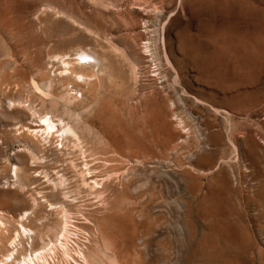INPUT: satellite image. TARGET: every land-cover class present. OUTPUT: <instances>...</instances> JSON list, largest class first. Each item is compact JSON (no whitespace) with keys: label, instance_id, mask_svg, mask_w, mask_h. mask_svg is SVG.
Segmentation results:
<instances>
[{"label":"rangeland","instance_id":"1","mask_svg":"<svg viewBox=\"0 0 264 264\" xmlns=\"http://www.w3.org/2000/svg\"><path fill=\"white\" fill-rule=\"evenodd\" d=\"M200 1L0 0V209L12 216V219L8 218L9 223H5L9 230L4 238L5 245H8L17 231L16 218L27 211L29 220L26 219L23 224L35 235L34 243L27 244L23 239L20 244L16 243L14 250L22 248V251L25 250V253H22L29 254L32 251L31 253L36 252L33 256L36 255L37 251L47 244L45 241L54 236L55 230L52 229L60 221L59 213L49 211L48 206L51 203L53 207L63 204L61 197L62 192H65V208L69 207L72 211L71 217L74 216L75 219L72 218L74 221H71L74 222L72 225H75V243L69 245L76 248L78 244L77 246L84 249L90 264H113L115 260L118 263L114 264H264V0ZM188 5H193V8L188 12L182 11ZM207 5L212 8L214 6V10ZM215 6L226 7V10H215ZM164 29L171 43L175 42L176 35L181 32V40L186 43V56L194 57V61L188 59L180 63L176 71L166 64L161 41ZM234 37L241 38L251 51L254 50V55L260 51L255 79H235L232 69L235 64L233 57L239 58L241 55L231 49ZM198 39L200 43H197ZM215 43L224 46L229 56L222 57L212 46ZM110 47L115 48L113 52L117 51L112 53ZM155 48L159 50L156 51ZM79 50H99L98 54L103 52L106 55L104 58L107 65L105 62L104 64L109 68H105L102 77L95 76L96 80L93 78L89 86L81 83V79L77 83L74 82L66 75L68 72H64L68 71L65 70L67 67L59 64V59L63 57V60H75L77 64L83 65L77 62L81 53ZM116 52L123 53L125 58L116 55ZM150 52L160 55L158 58L163 68L161 72H168V75L167 72L161 74L167 76L166 81L163 82L164 79L160 75L155 76L156 72L152 73L156 68L157 56H152ZM135 55L142 59L138 58V65L137 62H132L136 61ZM247 65L246 62L236 64L239 67ZM129 67L133 70L131 73L134 72V78L129 73ZM141 68L142 71L147 68L145 73L140 72ZM151 75L154 78H151ZM135 78L138 80L137 84ZM50 79L53 80L49 83L52 87H47L45 81ZM150 79H156L155 88L154 80L152 83ZM148 82L152 84L153 90L157 89L156 92H149L152 89L151 86L147 87ZM48 88H52V91ZM49 93L51 95H47ZM55 93L58 97L52 96ZM66 93L69 99L71 97L66 101L68 104H72V96L76 93L80 95H75L73 99L81 100H78L80 103L77 104L73 102L72 106L69 104V108L66 107L68 111H65L67 104L64 101L68 100ZM184 93L196 97L205 105L196 103L192 97L184 96ZM178 94H181L178 96L180 98L177 97ZM65 96L67 99L63 98L62 101ZM182 97H185L184 106L191 111L195 120H188L187 114L181 113ZM41 100L45 101V106H42ZM59 101L60 105H57ZM11 102L16 103L17 109L14 107L15 103ZM20 105L21 107H18ZM14 109L20 113H16ZM210 109L218 110L222 115L217 116ZM39 110L43 111L42 114ZM224 110L227 114H223ZM69 111L70 115L75 111L74 121L81 112L79 118L84 122L77 129L84 127L81 131L78 130L79 134L84 129L89 131L86 134L85 130L83 131L84 137L82 133L80 135L84 144V147L81 144L83 149L81 146L78 148L80 152L76 150L77 147L71 139L70 142L68 139L61 143L55 135L52 140L39 134L36 147V138L33 141L26 137L25 124H41V119L51 116L52 112V116L66 118L64 113L68 114ZM33 113L37 114L36 124L34 118H31ZM40 115L41 119L38 118ZM70 115L68 117L73 121ZM177 122H180L181 126ZM89 127L91 132L87 129ZM94 129L96 131L91 134ZM208 131L209 133H206ZM248 132L254 135L255 144L245 141L244 135ZM195 135H198V141ZM88 136L92 139L85 138ZM198 143L203 146L204 153L201 146L199 150ZM206 143L208 144L205 148ZM85 149H89L88 152ZM92 151L98 154L96 156L100 157L99 160L96 156L89 155ZM31 155L37 157V160ZM82 160H89L88 164L91 162L87 167L92 170L93 175L87 173L89 177H86L84 165L87 162L83 165ZM202 163L204 165L201 166ZM92 164H96L95 168H92ZM15 168L22 171L19 173ZM57 170H60L59 173ZM14 171L18 174V182L14 180ZM62 174L68 176L64 178ZM61 176L68 184L65 183L61 193L59 189L55 193L53 186L59 179L57 177ZM96 178L97 182L100 181L96 185L97 188L93 182L88 185ZM100 178L104 179L103 184ZM85 179L86 183L83 181ZM99 184L101 187H98ZM89 190L96 192L92 194ZM198 191L202 192L201 195ZM99 194L100 198L95 196ZM33 198L37 207L32 205ZM203 212L209 215V221L205 222L208 224L200 221V213ZM225 214L228 215L226 218ZM248 229H252L251 232ZM5 252V249L0 250V259ZM47 259L49 264H79L74 261L75 256L74 259H65L60 255L50 254Z\"/></svg>","mask_w":264,"mask_h":264},{"label":"bare ground","instance_id":"2","mask_svg":"<svg viewBox=\"0 0 264 264\" xmlns=\"http://www.w3.org/2000/svg\"><path fill=\"white\" fill-rule=\"evenodd\" d=\"M192 1H196V0H192ZM164 2V1H163ZM200 2H202V0L200 1ZM181 4V3H180ZM173 5V4H172ZM199 5V4H198ZM164 6V5H163ZM201 6H203V4H201ZM207 6H210V5H207ZM195 7V6H194ZM200 7V6H199ZM211 7V6H210ZM209 7V8H210ZM216 7V6H215ZM219 7H221V6H219ZM219 7H216V9L215 10H218V9H222V11H224L223 9H225L226 10V7H222V8H219ZM191 8H193V5H188L186 8H184V9H182V11H184V10H187V12L188 11H190L191 10ZM212 8V7H211ZM210 8V9H211ZM213 8H214V6H213ZM212 8V9H213ZM158 9V8H157ZM201 9V8H200ZM199 9V10H200ZM211 9V10H212ZM159 10V9H158ZM162 10H164V9H162ZM214 10V9H213ZM202 11V10H201ZM200 11V12H201ZM221 11V10H220ZM221 11V12H222ZM164 11H162V13H163ZM158 13V12H157ZM214 13H215V11H214ZM223 14L225 13V12H222ZM165 14V13H164ZM163 14V15H164ZM167 14V13H166ZM165 14V15H166ZM226 14V13H225ZM158 16V15H157ZM159 17V16H158ZM157 17V18H158ZM160 18V17H159ZM162 18V17H161ZM166 26V25H165ZM237 30V29H236ZM202 31V30H201ZM200 31V32H201ZM209 31V30H208ZM199 32V31H198ZM235 32V31H234ZM204 33V32H203ZM168 33H166V30L164 29V31L162 32V45H163V53H164V61L166 62V64L167 65H169L174 71H176V69H178L179 68V64L180 63H183V62H185V61H188V59H190L191 61H194V57H190V58H187V56H186V47H185V45L184 44H186V43H183V41L181 40V32H179L177 35H176V39H175V42L174 43H171L170 42V40H169V38H168V35H167ZM186 34V33H185ZM224 34H226V33H224ZM197 35V34H196ZM196 35H195V39H196ZM202 35V34H201ZM223 35V34H222ZM234 35V34H233ZM232 35V36H233ZM236 35V34H235ZM241 35V34H240ZM193 37V36H192ZM198 37V36H197ZM199 37H200V34H199ZM158 38V37H157ZM213 38V37H212ZM224 38H226V37H224ZM190 40H191V37H190ZM193 42H194V39L192 40ZM195 41H197V40H195ZM248 41H250V40H248ZM201 41H200V39H198V41H197V43H200ZM216 42V41H215ZM157 43V42H156ZM189 44H190V42H188ZM250 43V42H249ZM194 44V43H193ZM158 45V44H157ZM191 45V44H190ZM228 45V44H227ZM252 45V44H251ZM112 46V45H111ZM193 46H195V44L193 45ZM197 46V45H196ZM200 46V45H199ZM212 46H214V48L219 52V54L222 56V57H228L229 56V54L227 53V50L224 48V46H222L220 43H215L214 45H212ZM230 46V45H229ZM114 47V46H113ZM228 47V46H227ZM253 47V46H252ZM256 47V46H255ZM110 48H112V47H110ZM150 48V47H149ZM148 48V49H149ZM196 48V47H195ZM198 48H200V47H198ZM264 48V47H263ZM115 49V48H114ZM113 48H112V50H111V52L112 53H114L115 51H117V50H115L114 52H113V50H114ZM233 51H237L240 55H241V57H239V58H237V57H233V61H234V65H232L233 66V70H234V76H235V79L237 78H240V79H244V80H251V79H255L256 78V72H257V68H256V64H257V61H258V53L260 52V51H257L256 52V55H254V53H252V52H254V50H252L251 51V48L248 46V45H246V43L245 42H243L242 41V39L241 38H237V37H234L233 38V41H232V48H231ZM150 50V49H149ZM155 50L157 51V50H159V48L158 49H156L155 48ZM212 50V49H211ZM80 52H81V50H79ZM83 51V50H82ZM93 51V50H92ZM99 51V50H98ZM98 51H96V52H90V51H84V52H81L80 53V56H79V58L80 57H83L82 59H81V62H79V61H77V62H79L80 64H83V65H79V64H77L76 63V61L75 60H73L74 62H71V61H69V60H63L62 58L63 57H61V59H59L60 57H57L58 59H59V64H61V65H64L63 67H67L65 70H68V71H64V72H68L66 75L69 77V78H72L73 80H74V82H79L80 81V79H81V83L83 82L84 84H86V85H88L89 86V84H91V82L93 81V78L95 77V76H98V75H101L102 73H104L106 70H105V68L107 67V68H109L108 66H106L107 65V62H105V60H106V58H104L106 55L102 52H99L100 54H98L97 52ZM151 51V50H150ZM153 51V50H152ZM151 51V52H152ZM161 51V50H160ZM191 51V50H190ZM199 51V50H198ZM77 52L78 51H76L75 53H76V56H77ZM145 52H147L146 51V48H145ZM150 52V53H151ZM204 52H205V49H204ZM203 52V53H204ZM211 53V52H210ZM231 53V52H230ZM102 54H104L103 56H102ZM116 55H119V56H121V57H123V58H125L124 56H122L123 55V53L120 55V54H118V52H116L115 53ZM156 54V52L154 53L153 52V54L151 53V55L153 56V55H155ZM162 54V53H161ZM209 54V53H208ZM75 55V54H74ZM84 55V56H83ZM140 55V54H139ZM150 55V56H151ZM177 55H178V57L179 58H177ZM198 55V54H197ZM69 56V55H68ZM136 56V55H135ZM134 56V57H135ZM138 56V55H137ZM136 56V57H137ZM141 57L143 56L142 54L140 55ZM139 56V57H140ZM147 56V55H146ZM157 56V54L154 56V57H156ZM160 56V55H159ZM159 56H157L155 59V61H157L155 64H153V65H155V67L157 68V70H156V68H154L155 70L154 71H152V73L154 72H156V75L155 76H158L159 77V75L161 76V74L163 73V72H167L166 70L165 71H162L161 72V69H163L162 68V64H161V61H160V59L158 58ZM215 56V55H214ZM231 56V55H230ZM236 56V55H235ZM135 57V58H136ZM139 57H137L135 60L136 61H132V62H134V64H135V62H137L136 63V65H138V58ZM141 57H140V59H141ZM144 57V56H143ZM148 57V56H147ZM154 57H153V59H154ZM201 57V56H200ZM205 57V56H204ZM146 58V57H145ZM162 58H163V56H162ZM261 58V57H260ZM151 59V58H150ZM152 59V60H153ZM208 59V58H207ZM212 59V58H211ZM210 59V60H211ZM216 59V58H215ZM128 60V59H127ZM134 60V59H133ZM142 60V59H141ZM147 60V59H146ZM151 60V61H152ZM218 60V59H217ZM220 60V59H219ZM144 61V60H143ZM198 61H199V59H198ZM55 62V61H54ZM104 62L106 63V65L104 64ZM130 62V61H129ZM131 62V63H132ZM153 62V61H152ZM162 62H163V60H162ZM216 62V61H215ZM218 62V61H217ZM216 62V63H217ZM238 62H240V63H245L246 62V64H248L247 66H244V67H239V66H236V64L238 63ZM86 63H88V64H86ZM51 64H52V62H51ZM54 64V63H53ZM52 64V65H53ZM56 65H58V62H57V64ZM128 65H130V63L128 64ZM220 65V64H219ZM54 66V65H53ZM52 66V68H54ZM132 66V68L135 70L136 68H134V66L133 65H131ZM150 66V65H149ZM213 66V65H212ZM227 66V65H226ZM243 66V65H242ZM136 67V66H135ZM154 67V66H153ZM166 66H164V68H165ZM193 67V66H192ZM197 67V66H196ZM130 68V67H129ZM129 68H128V70H129ZM138 68H140V66L138 67ZM148 68V67H147ZM147 68H145V69H147ZM150 68H151V66H150ZM169 68V67H168ZM170 68V69H171ZM214 68H215V66H214ZM219 68H220V66H219ZM144 69V68H143ZM144 69V70H145ZM166 69V68H165ZM196 69V68H195ZM217 69V68H216ZM130 70H131V68H130ZM139 70V69H138ZM143 70V71H144ZM150 70V69H149ZM149 70H148V72H149ZM169 70V69H168ZM172 70V71H173ZM197 70V69H196ZM133 70H131V71H129V73L131 74V76L133 75V73H131ZM136 71V70H135ZM142 71V68H141V70H140V72L142 73L143 72ZM148 72L146 71V73L148 74ZM179 72V71H178ZM178 72H177V74H178ZM216 72H218V70L216 71ZM137 73H138V71H137ZM143 73H145V71L143 72ZM142 73V74H143ZM149 73H151V72H149ZM174 73V72H173ZM209 73V72H208ZM227 73V72H226ZM106 74V73H105ZM105 74L103 75V76H105ZM107 74H110L109 72H107ZM136 74V73H135ZM211 74V73H210ZM65 75V74H64ZM154 75V74H153ZM163 75V74H162ZM167 75H168V72H167ZM107 76V75H106ZM111 76V75H110ZM138 76H139V74H138ZM214 76V75H213ZM61 77V76H60ZM99 78L100 77H102V75L101 76H98ZM109 77V76H108ZM133 77V76H132ZM151 78L153 77L152 75L150 76ZM178 77V76H177ZM202 77V76H201ZM208 77V76H207ZM206 77V78H207ZM220 77V76H219ZM62 78V77H61ZM66 78V77H65ZM134 78V77H133ZM154 78V77H153ZM161 78L162 79H164L163 80V82L164 81H166L167 80V76L166 75H164V76H161ZM183 78V77H182ZM209 78V77H208ZM79 79V80H78ZM95 80H96V78H94ZM130 79H132L131 77H130ZM149 79V78H148ZM151 80V82L154 80V82L156 81V79H150ZM150 80H148V81H150ZM158 80V79H157ZM220 80V79H219ZM228 80V79H227ZM226 80V81H227ZM45 81V80H44ZM53 80L52 79H50V81L49 80H46L45 82L48 84V86L47 87H49V85H50V87H52L51 86V84H49V83H51ZM132 81H133V79H132ZM135 81H136V84H137V81L138 80H136V78H135ZM170 81V80H169ZM215 81V80H214ZM225 81V80H224ZM223 81V82H224ZM45 82H43V83H45ZM154 82H152V83H154ZM177 82H178V79H177ZM219 82H221V81H219ZM237 82V81H236ZM135 83V82H134ZM166 83H169V82H166ZM205 83H206V81H205ZM217 83V82H216ZM234 83V82H233ZM139 84V83H138ZM156 84V82L154 83V86H153V88H155V85ZM157 86H159V83H158V81H157ZM171 84V83H170ZM169 84V85H170ZM212 84V83H211ZM225 84V83H224ZM231 84V83H230ZM251 84V83H250ZM146 85H147V87H149V86H151V89H152V84H149V82H148V84L146 83ZM146 85H144V88H145V86ZM163 85H164V83H163ZM162 85V86H163ZM177 85H178V83H177ZM210 85V84H209ZM214 85H215V83H214ZM238 85V84H237ZM79 86V85H78ZM92 86V85H91ZM136 86V85H135ZM172 86V85H171ZM221 86H224L223 84H221ZM232 86V85H231ZM236 86V85H235ZM94 87V86H93ZM179 87H180V85H179ZM237 87V86H236ZM235 87V88H236ZM54 88V87H53ZM86 88H88V87H86ZM144 88H142V90H144ZM161 88V87H160ZM168 88V87H167ZM170 88H173V87H170ZM169 88V89H170ZM184 88V87H183ZM225 88V87H224ZM49 90L51 89V91H52V88H48ZM48 89H46L45 91H47ZM146 89V88H145ZM159 89V88H158ZM182 89V88H181ZM229 89V88H228ZM157 90V89H156ZM156 90L154 89H152V90H150L149 92L150 93H152L153 91L154 92H156ZM172 89H170V91H171ZM186 90V89H185ZM184 90V91H185ZM218 90L220 91V89L218 88ZM222 90V89H221ZM50 91V92H51ZM69 91V90H68ZM68 91H66L67 93H68ZM79 91V90H78ZM152 91V92H151ZM174 91H175V89H174ZM183 91V92H184ZM200 91V90H199ZM43 92V91H42ZM49 91H47V93H48ZM76 92V91H75ZM85 92V91H84ZM142 92V91H141ZM172 92H173V90H172ZM186 92V91H185ZM52 93V92H51ZM51 93H49V94H47V95H51ZM54 93V92H53ZM66 93V94H67ZM79 93H80V91H79ZM146 93H148V91L146 92ZM174 93H176V92H174ZM230 93V92H229ZM63 94V93H62ZM65 94V95H66ZM69 94V93H68ZM67 94V95H68ZM74 94V93H73ZM73 94H70V95H73ZM78 93H76L75 95H77ZM153 94H155V93H153ZM210 94H211V92H210ZM59 95H61V94H59ZM75 95L74 96H72V100H74L73 102H76V104L77 103H80L79 101H81L80 99H78V100H75V99H73V97L75 98ZM78 95H80V94H78ZM152 95V94H151ZM156 95V94H155ZM159 95V94H158ZM176 95V94H175ZM175 95H174V97H175ZM181 95V94H180ZM179 94L177 95V97L178 96H180ZM184 96H189V97H192L193 98V100L196 102V103H199V104H203L202 102H201V100H199V99H197L196 97H193V96H190V95H188L187 93H184L183 94ZM218 95V94H217ZM53 97L55 96H57L56 95V93H55V95H52ZM64 96V95H63ZM219 96V95H218ZM238 96V95H237ZM50 97V96H49ZM53 97H50V98H53ZM58 97V96H57ZM61 97V96H60ZM59 97V99H61ZM81 97H82V95H81ZM155 97V96H154ZM188 97V98H189ZM214 97V96H213ZM222 97V96H221ZM220 97V98H221ZM227 97V96H226ZM232 97V96H231ZM255 97V96H254ZM63 98H65V99H67L68 98V100H65L64 101V99ZM66 98V96L65 97H62V101H64L67 105L65 106V111L67 110L68 111V108H69V104L71 103V102H69V104H68V102H66V101H69L70 99H71V97H70V99H69V95H68V97ZM80 98V97H79ZM84 98V97H83ZM178 98H180V97H178ZM183 98V97H182ZM185 98V97H184ZM184 98L181 100V102H183V100H184ZM217 98V97H216ZM232 98H234V97H232ZM172 99V98H171ZM228 99V98H227ZM237 99V98H236ZM263 99V98H262ZM46 100V99H45ZM49 100V99H48ZM71 100V101H72ZM177 100V102H178V99H176ZM42 101V100H41ZM53 101V100H52ZM170 101V100H169ZM180 101V100H179ZM194 101H192V102H194ZM8 102V101H7ZM27 102V101H26ZM30 103H31V101H29ZM47 102V101H46ZM49 102H51V101H49ZM63 102V103H64ZM73 102H72V104H70L71 106L73 105ZM172 102V101H171ZM180 102V103H181ZM185 102V101H184ZM183 102V104H178L179 106H181L180 107V109L182 108V110L183 111H181V113H185V114H187V119L188 120H195V119H193V116H192V114H191V111H188L189 109H186V107L184 106V105H186L185 103ZM228 102V101H227ZM233 102V101H232ZM8 103H10V101L8 102ZM11 103H13V102H11ZM15 103V102H14ZM13 103V104H14ZM54 103L56 104V102L54 101ZM62 102H61V104H63ZM179 103V102H178ZM195 103V106H197V104ZM210 103V102H209ZM214 103V102H213ZM213 103H211V104H213ZM244 103V102H243ZM259 103V102H258ZM21 104V103H20ZM24 105L26 104V103H23ZM32 105H33V103H31ZM30 104V105H31ZM43 104V105H42ZM42 106H45L44 104H45V101H42ZM53 104V103H52ZM16 105V103L14 104V107H16L15 109H17V106H15ZM22 105V104H21ZM21 105L20 106H18V107H21ZM31 105V106H32ZM54 105V104H53ZM57 105H60V101H59V104H57ZM56 105V106H57ZM194 105V104H193ZM203 105H205V104H203ZM261 105V104H260ZM10 106V105H9ZM8 106V107H9ZM27 106V105H26ZM25 106V107H26ZM52 106V105H51ZM50 106V107H51ZM68 106V108L66 109V107ZM172 106V105H171ZM219 106V105H218ZM8 107H6V108H8ZM23 107V106H22ZM53 107V106H52ZM55 107V106H54ZM176 107V106H175ZM250 107V106H249ZM256 107H257V105H256ZM259 107V106H258ZM10 108H12L11 106H10ZM27 108V107H26ZM29 108H30V106H28V109L27 110H29ZM36 108V107H35ZM71 108V107H70ZM188 108V107H187ZM197 108V107H196ZM211 108V107H210ZM213 108V107H212ZM14 109V110H15ZM20 109V108H19ZM19 109H18V111H19ZM32 109V108H31ZM31 109H30V111H31ZM34 109V108H33ZM32 109V110H33ZM56 109V108H55ZM36 110H38V109H36ZM36 110H34V111H36ZM40 110H42V109H40ZM40 110H39V112H40ZM51 110V109H50ZM53 110V109H52ZM58 110V109H57ZM56 110V111H57ZM89 110V109H88ZM176 110V109H175ZM192 110V109H191ZM210 110H212L217 116H219L220 114H221V112L220 111H218V110H215V109H210ZM257 110V109H256ZM16 111V110H15ZM48 111V110H47ZM71 111V110H70ZM70 111L68 112V114H67V112L66 113H64V115L66 116V118L68 117V115H70L69 113H70ZM72 111H73V109H72ZM85 111V110H84ZM84 111H82V112H84ZM178 111V110H177ZM185 111V112H184ZM204 111V110H203ZM261 111V110H260ZM24 112V111H23ZM28 112V111H27ZM31 112H33V111H31ZM37 112V111H36ZM43 112V111H42ZM42 112H40L41 114H42ZM58 112V111H57ZM60 112V111H59ZM173 112H175V111H173ZM252 112L254 113L255 112V110L253 111L252 110ZM16 113H20V111L19 112H17L16 111ZM30 113V112H29ZM45 113H47L48 114V112H45ZM62 113H63V111H62ZM72 113V115H70V117H71V119L74 121V119H73V116H74V113H75V111H74V113L73 112H71ZM86 113V112H85ZM172 113V112H171ZM177 113V112H176ZM209 113V112H208ZM54 114H56V113H54ZM61 114V113H60ZM59 114V115H60ZM79 115H81V112L80 113H78ZM183 115L184 117L186 116V115ZM223 114H227V112H225V110H224V113ZM260 114H262V113H260ZM32 115V114H31ZM30 115V116H31ZM37 115V114H36ZM34 113H33V117L31 116V118H34L33 120H34V123L36 124V122H35V118H37V116H36ZM38 115H39V113H38ZM52 115H53V112H52ZM45 116L44 118H40L41 117V115L38 117V118H40L42 121H43V123H41V124H38V125H33V124H31V122H29L30 124H25V127H24V131H25V133H26V137H28V138H31L32 140L33 139H35L36 138V140H35V146H36V142H37V138H38V136H39V134H41L40 136H44L45 137V139H47V138H52V140H54L53 139V136L55 135V137H57V138H59L60 139V141H61V143L64 141L65 142V140H67L68 141V139H69V142L72 140V142H73V145L75 146V147H77L76 148V150L81 146V144H83L82 142H81V133H82V137H84V133H83V131L85 130H82V132H80V134H79V131L78 130H80L81 131V129L84 127V126H81L82 128H80V129H77L78 128V126L81 124V123H83L84 121H81L80 120V118H79V115L78 116H76L75 117V121L73 122V121H71L70 119H69V117L66 119L65 117L63 118L62 116ZM56 115H58V114H56ZM82 115H83V117H84V113H82ZM179 115V114H178ZM222 115V114H221ZM220 115V116H221ZM232 115V114H231ZM230 115V116H231ZM246 115V114H245ZM254 115V114H253ZM252 115V116H253ZM34 116H36V117H34ZM43 117V116H42ZM200 117V116H199ZM210 117V116H209ZM248 117V116H247ZM249 117H251V116H249ZM183 118V117H182ZM181 118V119H182ZM194 118H196V117H194ZM82 119V118H81ZM197 119V118H196ZM208 119V118H207ZM83 120V119H82ZM87 120H89V119H87ZM178 120H180V119H178ZM37 121V120H36ZM38 121H39V119H38ZM85 121H86V119H85ZM212 121H213V119H212ZM79 123V124H76V123ZM182 122V121H181ZM189 123L190 122H192V121H188ZM196 122H198V121H196ZM227 122V121H226ZM40 123V122H39ZM75 124V126H74V124ZM93 123H95V121L93 122ZM180 123V122H179ZM178 122H177V124H179ZM84 124H86V123H84ZM184 124V123H183ZM186 124V123H185ZM193 125H194V123H192ZM203 124V123H202ZM214 124H215V122H214ZM263 124V123H262ZM8 125H10V124H8ZM8 125H7V127H8ZM23 125V124H22ZM87 125V124H86ZM86 125H85V128H86ZM93 125V124H92ZM95 125V124H94ZM197 125V124H196ZM196 125H194V126H196ZM204 125V124H203ZM252 125V124H251ZM12 126V125H11ZM77 126V127H76ZM90 126V125H89ZM180 126H181V123H180ZM197 126H199V124L197 125ZM200 126H201V124H200ZM217 126H219V125H217ZM23 127V126H22ZM91 127V126H90ZM90 127L89 128H87V129H90ZM95 127V126H94ZM202 127V126H201ZM13 128V127H12ZM15 128V127H14ZM92 128H93V126H92ZM193 128V127H192ZM196 128V127H195ZM211 128V127H210ZM216 128V127H215ZM19 129H20V127H19ZM18 129V130H19ZM22 130H23V128H21ZM98 129V128H97ZM189 129V128H188ZM197 129V128H196ZM202 129H204V128H202ZM214 129V128H213ZM16 130H17V128H16ZM187 130V129H186ZM207 130H208V128H207ZM207 130H205V131H207ZM211 130V129H210ZM215 130H217L218 131V129H215ZM14 131H15V129H14ZM23 131V132H24ZM96 130L94 129V131L92 130V133L91 134H93V132H95ZM103 131V130H102ZM199 131V130H198ZM201 131H203V130H201ZM204 131V132H205ZM9 132L11 133V131L9 130ZM18 132V131H17ZM23 132H21V134L23 135L24 133ZM85 132V134L86 133H88L89 131H87V130H85L84 131ZM90 132H91V129H90ZM191 132V131H190ZM197 132V131H196ZM214 132V131H213ZM103 133V132H102ZM104 133H105V131H104ZM109 133V132H108ZM194 133H195V130H194ZM206 133H209V131L208 132H206ZM212 133V132H211ZM210 133V134H211ZM20 134V135H21ZM90 134V135H91ZM100 134V133H99ZM216 134V133H215ZM242 134V133H241ZM10 135V134H9ZM89 135V134H88ZM97 134H95V136H96ZM200 135H201V133H200ZM85 136H87V135H85ZM92 136V135H91ZM95 136H94V138H95ZM98 136V135H97ZM106 136V135H105ZM198 135H195V137H197ZM218 136V135H217ZM245 137H246V142L248 143V144H255V137H254V139H253V136H252V134L251 133H246V135H244ZM243 136V137H244ZM23 137V136H22ZM25 137V136H24ZM112 137V136H111ZM202 137V136H201ZM206 137V136H205ZM244 137V138H245ZM43 138V137H42ZM86 139H88L89 138V140H90V138L91 137H85ZM207 138V137H206ZM213 138V137H212ZM220 138H222V137H220ZM25 139V138H24ZM24 139H23V142H24ZM27 139V138H26ZM71 139V140H70ZM83 139V138H82ZM92 139V138H91ZM96 139H97V137H96ZM197 139V141H198V137L196 138ZM195 139V140H196ZM203 140H204V138H202ZM28 140V139H27ZM42 140V139H41ZM56 140V139H55ZM98 140H99V137H98ZM207 140V139H206ZM205 140V141H206ZM216 140V139H215ZM28 141H30V140H28ZM28 141L26 142V144L28 143ZM34 141V140H33ZM39 141V140H38ZM43 143H45V140L43 139ZM60 141H59V143H60ZM67 141H66V143H67ZM100 141H101V144H102V140H101V137H100ZM210 141V140H209ZM209 141H208V143H209ZM56 143L58 142V141H55ZM54 142V143H55ZM85 142V141H84ZM96 142V141H95ZM94 142V143H95ZM201 141H199V143H200ZM203 142V141H202ZM211 142V141H210ZM230 142V141H229ZM245 142V143H246ZM3 143V142H2ZM32 143V142H31ZM30 143V144H31ZM40 143V142H39ZM49 143V142H48ZM51 143H52V141H51ZM51 143H50V145H51ZM60 143V145H62ZM86 143V142H85ZM99 143V142H98ZM199 143H198V145H199ZM208 143H206L205 145H204V147L208 144ZM216 143V142H215ZM257 143V142H256ZM47 144V143H46ZM87 144V143H86ZM88 144H89V142H88ZM87 144V145H88ZM202 144H204V142L202 143ZM33 145V144H32ZM45 144H43V146H44ZM48 145V144H47ZM49 145V146H50ZM87 145H85V146H87ZM95 145V144H94ZM93 145V146H94ZM97 145V144H96ZM42 146V147H43ZM63 146V145H62ZM62 146L60 147V148H62ZM65 146V145H64ZM74 146H73V148H74ZM200 146H201V144L199 145V150H200ZM209 146V145H208ZM29 147V146H28ZM30 147H31V145H30ZM33 147H34V145H33ZM32 147V151H34V149H35V147L33 148ZM37 147V146H36ZM69 147V146H68ZM82 147V146H81ZM83 147H84V144H83ZM83 147H82V149H83ZM202 147L203 146H201V149H202ZM258 147V146H257ZM256 147V148H257ZM59 148V150H61ZM65 148V147H64ZM206 148V147H205ZM253 148V147H252ZM25 149H27V148H25ZM24 149V150H25ZM56 149V148H55ZM72 149V148H71ZM80 149V148H79ZM78 149V151L80 152V150ZM196 149V148H195ZM204 149V148H203ZM202 149V152L204 151ZM207 149H208V147H207ZM28 150V149H27ZM27 150H25L26 152H27ZM38 149L36 148V151H37ZM39 150H41V149H39ZM89 150V149H88ZM88 150H86L85 149V151H87L88 152ZM24 151V152H25ZM42 151V150H41ZM71 151V150H70ZM77 151V152H78ZM93 151H95V150H93ZM93 151H92V154L90 153L91 152V150H90V154L89 155H92V156H96V155H98L97 153L95 154V153H93ZM197 151H198V148H197ZM215 151V150H214ZM81 152H83L82 150H81ZM35 153V152H34ZM34 153H33V155H34ZM37 153H39V151L37 152ZM86 152H84V154H85ZM201 153V152H200ZM204 153V152H203ZM28 154V153H27ZM32 154V153H31ZM82 154V153H81ZM94 154V155H93ZM209 154V153H208ZM29 155H30V152H29ZM33 155H31V157H33ZM36 155V154H35ZM87 155V154H86ZM86 155H84V156H86ZM83 156V157H84ZM193 156V155H192ZM191 155H190V157H192ZM203 156V155H202ZM210 156H211V154H210ZM98 159L97 160H99V158L100 157H98V156H96ZM189 157V158H190ZM206 157V156H205ZM30 158V157H29ZM33 158H35L36 160H37V157H33ZM33 158H31V160L33 159ZM85 158H88V157H85ZM201 158V157H200ZM34 159V160H35ZM90 159V158H89ZM192 159H194V158H192ZM44 160V159H43ZM92 160V159H91ZM93 160H96V159H93ZM92 160V161H93ZM100 160H102V159H100ZM83 161V160H82ZM192 161V160H191ZM34 162V161H33ZM87 162V164H85L84 165V163H86ZM83 161V165L86 167V169L84 170V171H87L86 172V177L88 176V174H91L92 173V170L90 171V169L87 167L88 165H91L90 163L88 164V162H89V160H87V161ZM97 162V161H96ZM106 162H108V161H106ZM94 163H95V161H94ZM100 163H101V161H100ZM99 163V164H100ZM19 164V163H18ZM50 164V163H49ZM71 164V163H70ZM98 164V163H97ZM20 165V164H19ZM192 165V164H191ZM190 165V166H191ZM195 165H197V164H195ZM202 165H204V163H202L201 164V166ZM207 165V164H206ZM210 165V164H209ZM219 165V164H218ZM12 166V165H11ZM18 166V165H17ZM93 164H92V168H93ZM95 166H96V164H95ZM95 166H94V168H95ZM189 166V165H188ZM16 167V166H15ZM193 167V165L191 166V168ZM215 167V166H214ZM72 168H74V166L72 167ZM91 168V167H90ZM97 168V167H96ZM18 169V168H17ZM22 169V168H21ZM62 169V168H61ZM67 169V168H66ZM98 169V168H97ZM194 170H197V169H195V168H193ZM193 169H191V170H193ZM15 170H16V168H15ZM48 170V169H47ZM200 170V169H199ZM198 170V171H199ZM212 170V169H211ZM17 172L19 171V173L22 171H20V170H16ZM49 171V170H48ZM48 171H46L47 173H48ZM58 171V170H57ZM60 171V170H59ZM59 171H58V173H59ZM63 171V170H62ZM61 171V172H62ZM66 171V170H65ZM74 171V170H73ZM72 171V172H73ZM93 171H95V170H93ZM98 170H96V172H97ZM17 172H15L14 171V180H15V182H18L19 181V177H18V174H17ZM75 172H76V169H75ZM79 172V171H78ZM200 172V171H199ZM199 172L197 173V171H196V173H197V175H199ZM204 172V171H203ZM214 172V171H213ZM51 173V172H50ZM56 173V172H55ZM58 173H56V175H59ZM66 173V172H65ZM81 173L82 174H84V172H82L81 171ZM88 173V174H87ZM100 173V172H99ZM99 173H98V175H99ZM193 173H194V171H193ZM196 173H195V175H196ZM210 173H211V171H210ZM17 174V175H16ZM45 174V173H44ZM49 174V173H48ZM68 174V173H67ZM75 174V173H74ZM81 174V175H82ZM95 174V173H94ZM201 175H203L202 174V172L200 173ZM47 175V174H46ZM55 175V174H54ZM63 176H64V178H65V176H68V175H64V174H62ZM80 175V174H79ZM91 175H93V174H91ZM187 175V174H186ZM194 175V174H193ZM205 175V174H204ZM19 176H21L20 174H19ZM48 176V175H47ZM51 176V175H50ZM49 176V177H50ZM187 176H189V174L187 175ZM56 177V176H55ZM83 177V176H82ZM89 177V176H88ZM95 177H97V176H95ZM99 177H100V175H99ZM102 177V176H101ZM191 177V176H190ZM195 177V176H194ZM197 177V176H196ZM48 178V177H47ZM57 178H59V179H57L56 180V182H55V184H54V186H53V190H57V189H59L60 190V193H61V190L63 191V188H64V186L66 185L65 183H67L68 181H66V182H64V179L62 178V176L61 177H57ZM67 178V177H66ZM81 178V177H80ZM85 178V177H84ZM84 178H82V179H84ZM91 179H93L92 177H91ZM90 179V180H91ZM99 179V178H98ZM101 179V182L104 180L103 178H100ZM103 179V180H102ZM106 179V178H105ZM198 179V181H200L199 180V178H197ZM47 180V179H46ZM89 180V179H88ZM47 181H49V180H47ZM46 181V182H47ZM84 182L85 181H87L86 179L85 180H83ZM98 180H97V178H96V180L94 179V181H92L91 180V182H89L88 183V185L90 184L91 185V183L92 184H94L95 185V188H97L96 187V185H98L97 183H99V182H97ZM197 181V180H196ZM197 181V182H198ZM13 182V181H12ZM51 182V181H50ZM54 182V181H53ZM52 182V183H53ZM70 182V181H69ZM201 182V181H200ZM8 184H9V182H7ZM6 183V186H8V184ZM11 183V182H10ZM86 183V182H85ZM191 183H193V182H191ZM50 184V183H49ZM68 184V183H67ZM70 184V183H69ZM101 184V183H100ZM100 184H99V186L98 187H101L100 186ZM102 184H103V182H102ZM105 184V183H104ZM51 185H53V184H51ZM85 185V184H84ZM83 185V186H84ZM201 185V184H200ZM16 186V185H15ZM14 186V187H15ZM81 186H82V184H81ZM202 186V185H201ZM9 187V186H8ZM85 187V186H84ZM89 187V186H88ZM91 187V186H90ZM89 187V188H90ZM92 187H94V186H92ZM50 189H51V187H49ZM82 188V187H81ZM81 188H79V189H81ZM86 188V187H85ZM88 188V189H89ZM196 188H197V184H196ZM246 188V187H245ZM68 189V188H67ZM66 189V190H67ZM99 189V191H100V188H98ZM102 189V188H101ZM65 190V189H64ZM70 190V189H69ZM90 190H92V189H90ZM90 190H89V193H91L90 192ZM198 190V189H197ZM202 190H203V188H202ZM68 191V190H67ZM66 191V192H67ZM73 191V190H72ZM98 191V192H99ZM53 192V191H52ZM77 192V191H76ZM94 192H96L95 190H94ZM94 192H92V194H94ZM199 193H200V191H198ZM213 192V191H212ZM54 193V192H53ZM55 193H57V191L55 192ZM59 193V194H60ZM68 193H72V192H68ZM68 193H67V195H68ZM199 193H197V194H199ZM202 193V192H201ZM201 193L199 194V195H201ZM210 193V192H209ZM39 194V193H38ZM74 194V193H73ZM73 194H72V196H73ZM96 194V193H95ZM101 194V193H100ZM100 194L99 195H95V196H99V198H100ZM56 195V194H55ZM70 195V194H69ZM58 196V195H57ZM71 196V197H72ZM193 196V195H192ZM197 196V195H196ZM70 197V198H71ZM198 197V196H197ZM200 197V196H199ZM45 198V197H44ZM60 198V197H59ZM69 198V199H70ZM36 199V198H35ZM46 199V198H45ZM195 199V198H194ZM203 199H204V197H203ZM206 199V198H205ZM61 200H62V202H63V204H61L60 206H58V207H53L54 205L52 204H50L48 207H49V211H56V212H58L59 213V215H60V221H59V224L57 223L56 224V227L55 228H53L52 230H55V234H53L54 236L52 237V238H50V236H49V238L50 239H46L47 241H45L47 244L45 245V246H43L40 250H38L37 252V254L36 255H34L33 256V254L34 253H36V252H33V253H31V252H29V254H24L25 253V250L23 249V251H24V253H22L23 251H22V248H18V249H16V250H14V248H16V246H17V244L16 243H21V240H23V239H25L26 240V243L28 244V243H30V244H32V243H34V239L35 238H33V236H35V235H33V233H32V231L31 230H29V229H27V226L25 227V224H23V223H25L24 221L27 219V220H29V217L27 218V216H28V213L29 212H27V211H24V212H22L17 218H16V223H17V231L16 232H14L15 234H14V237L12 238V240L8 243V245H5V243H4V238H5V235L7 234V232L9 233V230H8V228L5 226V223L6 222H8L9 223V221H8V218L10 219H12V216L10 215V214H6L5 212H3L1 209H0V250L1 249H5V254H3V256H2V258L0 259V264H49V262L52 260V257H51V259H50V261L48 262L47 260V256H49L50 254H53V256H62V257H65V259H74V256H75V262H77V263H79V264H90L89 263V261H88V258L86 257V255H85V252L82 250V248H80V246H77L76 245V248H74L73 246H71V245H69L70 243H75L74 242V239H73V237H75V235H73V233H74V229H75V225H72V223H74V222H71L74 218V216H72L71 217V210H69L68 208V210L65 208L66 206H65V204H64V202H67V199H66V193L64 192H62V197H61ZM196 200V199H195ZM1 201V200H0ZM47 202V201H46ZM73 202H74V200H73ZM75 202H76V198H75ZM195 202V201H194ZM193 202V203H194ZM48 203V202H47ZM71 203V202H70ZM205 203V202H204ZM247 203V202H246ZM36 201L34 200V198H33V200H32V205L35 207L36 206ZM60 204V203H59ZM73 204V203H72ZM74 205V204H73ZM204 205V204H203ZM219 205V204H218ZM191 206V205H190ZM198 206V205H197ZM33 207V208H34ZM37 207V206H36ZM195 207H196V205H195ZM207 207V206H206ZM214 207V206H213ZM194 209V208H193ZM211 209V208H210ZM34 210V209H33ZM201 211V210H200ZM205 211V210H204ZM192 212V211H191ZM242 212V211H241ZM54 213V212H53ZM58 213H56V214H58ZM220 213V212H219ZM240 213V212H239ZM32 214V213H31ZM223 214V213H222ZM232 214V213H231ZM241 214V213H240ZM261 214V213H260ZM55 215V214H54ZM73 215H74V213H73ZM236 215V214H235ZM29 216H30V214H29ZM55 216H58V215H55ZM226 216H228V215H226L225 214V218H226ZM217 217H218V215H217ZM73 218V219H72ZM209 215L207 214V213H200V221H202V222H207V221H209ZM211 218V217H210ZM194 219V218H193ZM245 219V218H244ZM243 219V220H244ZM75 220V219H74ZM73 220V221H74ZM195 220V219H194ZM216 220V219H215ZM241 220V219H240ZM248 220V219H247ZM246 220V221H247ZM253 220V219H252ZM40 221V220H39ZM43 221H45V220H43ZM42 221V222H43ZM190 221H192V218H191V220ZM212 221V220H211ZM245 221V220H244ZM27 222V221H26ZM258 222H260V221H258ZM193 223V222H192ZM198 224H200V223H198ZM197 224V225H198ZM205 224H208V223H205ZM242 224V223H241ZM245 224H246V222H245ZM197 225H194V226H196L197 227ZM243 225V224H242ZM258 225H259V223H258ZM55 226V225H54ZM53 226V227H54ZM251 226V225H250ZM220 227H222V226H220ZM226 227H228V226H226ZM193 229H194V227H192ZM202 228V227H201ZM246 228H248V227H246ZM245 228V229H246ZM2 229H3V231H2ZM196 230H197V228H196ZM250 229H248V231H249ZM252 230V229H251ZM251 230H250V232H251ZM262 230V229H261ZM225 231H227V230H225ZM233 231V230H232ZM243 231V230H242ZM195 232V231H194ZM244 232H245V230H244ZM229 233V232H228ZM234 234V233H233ZM248 234H250L249 232H248ZM8 235V234H7ZM220 235V234H219ZM227 235V234H226ZM207 236V235H206ZM212 236V235H211ZM224 236V235H223ZM228 236H229V234H228ZM239 236H240V234H239ZM41 237V236H40ZM103 238H105V237H103ZM214 238V237H213ZM219 238V237H218ZM243 238V237H242ZM251 238V237H250ZM204 239V238H203ZM227 239V238H226ZM42 240V239H41ZM225 240V239H224ZM222 241V240H221ZM204 242H205V239H204ZM230 242H231V240H230ZM237 242V241H236ZM219 243V242H218ZM233 243V242H232ZM239 243V242H238ZM16 244V245H15ZM215 244V243H214ZM19 246V245H18ZM20 246H22V245H20ZM29 246V245H28ZM96 246H97V244H96ZM219 246V245H218ZM233 246V245H232ZM30 247H31V245H30ZM212 247V246H211ZM32 248H30V250H31ZM19 250H21V251H19ZM97 250H98V247H97ZM215 250V249H214ZM101 252V251H100ZM110 252V251H109ZM215 252V251H214ZM86 253H88V252H86ZM91 253V252H90ZM89 253V254H90ZM94 253V252H93ZM93 253H92V256H93ZM97 253H99V252H97ZM116 253H118L117 251H116ZM115 253V254H116ZM234 253V252H233ZM91 255V254H90ZM89 256V255H88ZM95 256V255H94ZM93 256V257H94ZM116 256V255H115ZM124 257V256H123ZM230 257V256H229ZM50 258V257H49ZM60 258V257H59ZM94 258H96V257H94ZM98 258H99V256H98ZM97 258V259H98ZM233 258V257H232ZM55 259V258H54ZM53 259V260H54ZM118 259H120L119 257H118ZM63 260H64V258H63ZM123 260V259H122ZM236 260V259H235ZM232 261V260H231ZM48 262V263H47ZM52 262V261H51ZM64 262H66V260L64 261ZM97 262V261H96ZM115 262H117L116 260H115ZM114 262V263H115ZM69 263V262H68ZM100 263V262H99ZM113 263V264H114ZM118 263V262H117ZM123 262H121V264H122ZM126 262H124V264H125ZM228 263V262H227ZM94 264V263H93ZM96 264V263H95ZM119 264H120V262H119Z\"/></svg>","mask_w":264,"mask_h":264}]
</instances>
